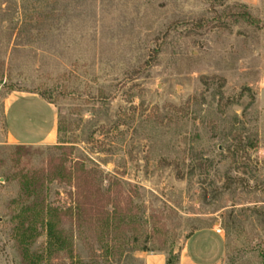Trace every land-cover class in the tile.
I'll use <instances>...</instances> for the list:
<instances>
[{
  "label": "rangeland",
  "instance_id": "rangeland-1",
  "mask_svg": "<svg viewBox=\"0 0 264 264\" xmlns=\"http://www.w3.org/2000/svg\"><path fill=\"white\" fill-rule=\"evenodd\" d=\"M60 155L133 212L110 235L66 219L81 264L176 258L216 222L221 264H264V0H0V264H71L41 217L19 233L22 175Z\"/></svg>",
  "mask_w": 264,
  "mask_h": 264
},
{
  "label": "trees",
  "instance_id": "trees-1",
  "mask_svg": "<svg viewBox=\"0 0 264 264\" xmlns=\"http://www.w3.org/2000/svg\"><path fill=\"white\" fill-rule=\"evenodd\" d=\"M42 96L45 98V95L42 94ZM13 147L17 155L26 153L30 148L23 144ZM66 160L63 155L49 157L43 174L26 173L22 175L25 205L21 208V214L26 223L22 222L19 233L23 237L26 232L30 231L33 222L41 217L47 235L46 257L50 260L61 256L68 258L71 264H75V261L76 264H81L70 235L63 227L66 219H70L78 227L83 223H89L110 235L118 227L132 230L134 218L132 209L116 201L109 189L102 190L82 163L75 161L73 166L68 167ZM53 181L62 182L74 188L69 193L72 203L65 209L46 204L40 194L43 183ZM88 249L91 256L96 254L92 245ZM122 253L123 250H120L119 254ZM171 260L177 263L178 257L175 258L169 252L166 264H171Z\"/></svg>",
  "mask_w": 264,
  "mask_h": 264
},
{
  "label": "crops",
  "instance_id": "crops-1",
  "mask_svg": "<svg viewBox=\"0 0 264 264\" xmlns=\"http://www.w3.org/2000/svg\"><path fill=\"white\" fill-rule=\"evenodd\" d=\"M49 132L45 135L50 134ZM215 224L217 226L218 223ZM191 240L196 245L193 253L189 249ZM226 251L224 234L217 233L214 225L206 224L195 229L185 239L178 254L177 264H221L226 257ZM135 257L139 259L140 264H166V255L162 252H144Z\"/></svg>",
  "mask_w": 264,
  "mask_h": 264
},
{
  "label": "built area",
  "instance_id": "built-area-1",
  "mask_svg": "<svg viewBox=\"0 0 264 264\" xmlns=\"http://www.w3.org/2000/svg\"><path fill=\"white\" fill-rule=\"evenodd\" d=\"M216 232L217 233H221L222 232V229L220 228V226L218 224H217Z\"/></svg>",
  "mask_w": 264,
  "mask_h": 264
}]
</instances>
